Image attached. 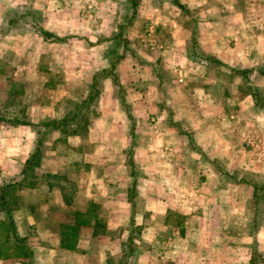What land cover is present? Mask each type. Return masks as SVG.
<instances>
[{"label":"crops","instance_id":"1","mask_svg":"<svg viewBox=\"0 0 264 264\" xmlns=\"http://www.w3.org/2000/svg\"><path fill=\"white\" fill-rule=\"evenodd\" d=\"M18 1L1 0L0 7ZM140 1L135 15L154 19L150 34L171 31L172 25L188 35L198 30L200 47H183L187 63L176 53L163 56L168 68L163 75L153 70L158 57L119 58L117 82L129 88L99 92L86 133L73 134L80 155L66 161L45 152L34 182L10 192L11 216L33 251L31 263L87 264L88 248L97 243L96 264H109L132 239L135 264H264V154L256 152L264 146L263 134L258 137L264 122L245 125L240 119L247 105L255 115L264 113V0H179L194 18L191 26L171 19L164 4ZM160 1H169L175 14L181 11L173 0ZM81 14L77 11L78 18ZM102 65H110L108 57ZM210 66L249 68L237 77L239 83L247 80L249 89L234 82L221 92L225 80ZM173 71L176 76L169 74ZM31 125H0V184L19 178L35 145L37 129ZM70 165L73 176L65 170ZM1 208L0 226L7 220ZM71 210L86 218L70 217ZM58 212L63 214L53 218ZM65 224L77 227L69 247L61 244ZM41 225H50L54 244L50 235L33 239ZM113 229L116 237L110 235ZM103 240L117 246H100ZM3 243L0 235V264H27L14 250L4 253Z\"/></svg>","mask_w":264,"mask_h":264},{"label":"rangeland","instance_id":"2","mask_svg":"<svg viewBox=\"0 0 264 264\" xmlns=\"http://www.w3.org/2000/svg\"><path fill=\"white\" fill-rule=\"evenodd\" d=\"M153 1L152 6L164 4L163 9L171 19H178V22L183 25H192L194 18L189 15L191 13L187 12L185 6L180 7L181 11L178 10L179 13L175 14L176 10L171 7L169 1ZM140 4V0H137L136 4L132 0H20L8 6L2 4L6 7L5 9L0 7V113L16 115L32 121L33 125H30L37 129L35 137L43 138V154L47 152L48 155H55L66 161L77 158L80 154L73 144V134L75 131L81 135L86 133L90 126L89 122L97 112L99 92L109 88L121 94L129 88V85L123 87L110 74L107 76L109 82L105 84L106 75L100 73L97 76L98 94L94 99L87 101L93 76L105 67L102 65V59L108 57L110 60L117 59L118 62L119 58L124 57L126 61L134 59L141 62L145 57H158L155 60L157 66H154L153 70L163 75L168 74V68L164 61H161L163 56L168 57L176 53L177 57H182L186 51L183 47L187 49L189 46L200 47L199 39L196 37L198 30L196 34L188 35V32L180 27L174 30L172 25L171 31L169 28H159L154 34H150L149 27L154 28V19L135 15ZM77 11L82 13L80 18L77 17ZM73 14L76 16L74 17ZM37 25L54 31L53 33L60 39L43 38L37 32ZM169 26L171 27V24H168ZM222 36L221 41H225ZM176 39L177 44L174 43ZM154 42L157 43V49H154L155 46L152 47ZM176 45L178 48L174 51L171 47ZM185 57L181 60L187 63ZM240 69L211 67L212 73L220 76L221 80H225V82L221 81V92L231 90L234 82L239 83L237 80L239 75L244 77ZM169 74L176 76L175 71ZM260 74H256L257 78L254 77L257 80L255 89H259V92L263 90V82L261 83L263 78ZM247 82V80H241L238 88L246 91L250 86ZM85 94L86 96L79 100L73 98L74 95ZM84 100L87 102L77 110L80 122L74 119L67 122L63 128H50L46 132L38 124L51 118H60L65 114L71 115L76 106ZM223 100L224 98H221V102ZM63 107H65V113L61 109ZM246 110V115H240L245 125H261L264 122V119L262 120L264 113L259 112L255 115L252 112L253 108L251 109L249 105ZM51 114L54 117H51ZM8 124L13 123L0 120V125ZM258 133L260 135L258 137L262 134L264 136L263 129ZM26 138V136L23 137V142ZM89 148L90 145L85 144V149ZM263 149L264 146H259L257 154H264ZM43 167L38 168L39 172L43 171ZM74 167L70 165L65 170L70 169L73 176L76 172ZM62 214L58 212L52 216L55 218ZM41 228H43L42 233H34L33 239L41 240L42 235H50L51 242L54 244L53 233L48 231L50 225L48 227L41 225L39 229ZM31 230L36 231L34 228ZM5 233V225H1L0 235L3 238ZM110 235L116 237L117 229H113ZM98 244L117 246L110 240H103ZM93 245L92 248L90 246L88 248L90 254L86 259L87 264H96L98 260L95 252L97 243ZM11 250L13 251V247L9 243H3L4 253ZM130 264H135L133 258H130Z\"/></svg>","mask_w":264,"mask_h":264},{"label":"trees","instance_id":"3","mask_svg":"<svg viewBox=\"0 0 264 264\" xmlns=\"http://www.w3.org/2000/svg\"><path fill=\"white\" fill-rule=\"evenodd\" d=\"M132 1L133 3L136 4L137 0H132ZM173 2L177 4L179 7L184 8V5L179 0H173ZM37 32L45 39H49L52 37L56 39H60V37H58L55 33H53L50 30H47L46 28L42 26L37 25ZM118 56L116 58H118ZM109 61H110L109 66L101 68L99 73L97 72L93 76L91 88L88 91V95H87V101L94 99V97H96L98 94V88H97L98 74L101 73L102 75H106V76L110 74L112 75L113 79L117 80V75L115 71L117 59L115 60L109 59ZM231 69L238 70V69H234V67H232ZM248 70L249 68L240 69V71L243 72V74L244 73L246 74ZM87 101L84 100L82 103H79L76 106L75 110L71 113V115L65 114L60 118H57V119L51 118L46 121H41L38 124L42 126L45 130L44 132H46V130H49L50 128L51 129L63 128L65 124H67V122L74 121V119L80 122L81 119L78 118L77 110L78 108L82 107V105L85 104V102ZM0 120L4 122H10L13 124H31L32 123L29 120L21 118L19 116H16V115L9 116L3 113H0ZM74 133H78V132L75 131ZM42 141H43L42 137L36 138L34 148L31 151V153L27 156V158L25 159L19 178L13 181H4L2 184H0V206L2 207L1 210L6 214V219H7L5 220L6 222L5 242L9 243L11 247H13L15 254L18 255L19 257H23L24 260H26L27 264H32L31 256H32L33 251L29 243L27 242L25 236H21L17 232L16 225L11 216V210H12L11 202L12 201L10 199V192L17 186L18 187L25 186L27 183L34 182L33 180V177H35L34 172H35L36 167L39 165L40 160L43 156V152H44L42 148ZM87 212H85V214ZM67 214H69L70 217L75 216L76 219L81 218V220H84L86 218L83 216L84 213L81 211L79 212L78 210H71ZM99 229H101V220L97 217L95 219L94 230L98 231ZM60 230L62 234L61 244L65 247L72 246V240H70V235L72 234L74 235V233L77 230V227L74 226L73 224L71 225L65 224L60 227ZM133 250H134L133 241L132 239H129L125 243V247L123 251L119 255L113 256L110 258L109 264H130V256L132 255Z\"/></svg>","mask_w":264,"mask_h":264}]
</instances>
